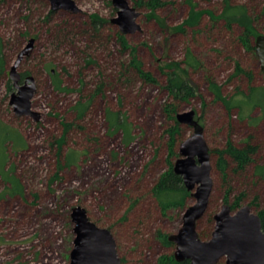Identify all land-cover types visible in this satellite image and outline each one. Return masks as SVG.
<instances>
[{
  "label": "rangeland",
  "instance_id": "1",
  "mask_svg": "<svg viewBox=\"0 0 264 264\" xmlns=\"http://www.w3.org/2000/svg\"><path fill=\"white\" fill-rule=\"evenodd\" d=\"M74 1L79 11L51 10L48 0H0L5 62L0 74V125H6L0 127V163L4 160L0 168V264H68L75 206L85 208L91 221L111 231L120 264H178L175 244L162 237L178 232L185 209L195 199L190 195L184 208L162 210L152 194L156 180L168 167L167 130L178 112L189 109L195 110L203 128L213 186L208 214L196 225L201 240H209L214 215L236 196L243 193L240 204L249 205L254 213L263 208L264 178L255 168L264 164V108L255 106L241 116L237 107L228 109L210 89L213 80L230 99L238 91L248 92L249 86L262 87L252 97L264 101L259 58L255 48L246 49L239 42V26L227 29L223 21L213 22L207 14L198 26L173 32L171 28L187 17L188 0H160L153 16L146 0H128L139 12V29L125 36L143 68L157 79L146 82L128 67V52L117 42L119 30L110 21L117 16V8L111 0ZM192 1L197 9L215 14L223 7L222 0ZM232 1L247 7L256 36L264 35V0ZM90 15L105 22L96 32L86 33ZM60 29L66 36L55 40ZM256 36L251 42L254 47ZM31 37L35 38L32 52L18 70L22 77L29 74L34 79L31 108L39 114L37 119L15 113L10 99L16 89L8 77ZM188 50L198 60L187 72L196 93L176 104L172 118L166 111L170 98L163 87L167 71L163 67L171 61L183 63ZM237 62L252 73L251 80L234 75ZM79 103L86 105L80 117ZM109 112L126 119L130 137L111 125ZM63 123L71 124L66 132ZM179 127L173 163L179 157L180 143L193 132L185 124ZM63 134L64 142L58 145L56 139ZM229 141L238 146L250 143L257 150L253 163L242 173H234L229 161L228 182H224L217 157ZM228 188V202H224ZM168 257L174 262H168ZM224 262V258L219 261Z\"/></svg>",
  "mask_w": 264,
  "mask_h": 264
},
{
  "label": "water",
  "instance_id": "2",
  "mask_svg": "<svg viewBox=\"0 0 264 264\" xmlns=\"http://www.w3.org/2000/svg\"><path fill=\"white\" fill-rule=\"evenodd\" d=\"M48 1L54 11H79L74 0ZM111 2L117 8V16L110 21L117 26L120 33L131 34L139 29L136 22L139 12L128 0ZM34 42L33 37L27 40L10 67L8 77L16 89L10 99L15 113L31 115L37 119L39 114L31 108V99L36 91L34 79L27 75L21 81V73L18 70L21 61L30 56ZM255 53L264 73L263 34L255 37ZM195 115L193 109L176 114V121L192 127L193 132L180 143L179 157L173 164V171L182 177L185 188L191 192L195 202L185 209L182 226L178 232L168 236V240L175 244L174 259L178 264L185 260H189L190 264H218L223 258L224 264H264V231L261 218L252 212L249 205H243L233 211L230 204L223 203L213 217L214 230L209 240L203 241L198 236L196 224L208 208L213 180L209 148L203 128ZM71 218L74 224V239L68 264H120L115 240L109 229L91 221L82 206L72 208Z\"/></svg>",
  "mask_w": 264,
  "mask_h": 264
},
{
  "label": "trees",
  "instance_id": "3",
  "mask_svg": "<svg viewBox=\"0 0 264 264\" xmlns=\"http://www.w3.org/2000/svg\"><path fill=\"white\" fill-rule=\"evenodd\" d=\"M189 3V11L187 17L183 20V22L177 26L172 27L173 32H182L185 31L186 28H194L198 26L205 14L212 18L213 22L221 20L224 22V27L227 29H232L235 25L241 28L240 34L238 36L239 42L246 48L254 50V46L251 43L252 38L256 36V28L254 26V18L252 14L248 11L247 7L244 4L235 3L232 0H222V10L219 14H215L212 10L209 9H197V5L192 0H188ZM160 4V0H146L145 5L150 10L149 16L154 15V10ZM50 13L52 11L50 10ZM105 22L97 15H90V21L86 26V33L96 32L99 29V25ZM65 31L62 29L58 30L54 36V39H61L65 37ZM117 42L121 46L124 53L128 52L129 55V63L128 67L132 69L141 79L146 82L156 83L157 79L148 71H146L142 62L138 59L136 55V49L131 47L128 44L127 38L124 34L119 31L116 33ZM2 39L0 37V74L3 72L4 59L2 54ZM130 49V50H129ZM127 50V52H126ZM183 64L185 66H183ZM198 64V60L192 55V53L188 50L185 61H171L165 64L166 78L163 84L164 89L167 91L168 96L170 98V102L166 105V111L168 112L170 117H174V113L176 112V104L179 102H187L190 99L195 97V88L187 79L188 67H194ZM47 67L51 66L50 63L46 65ZM27 74V73H26ZM244 75L249 80L252 79V73L243 67L237 62L235 65L234 75ZM56 82V87L59 86V81ZM264 87V86H263ZM8 88L11 89L12 86L9 84ZM262 87H254L249 86L248 92H240L238 91L236 95H233L230 99H226L225 96L221 93V88L217 85L213 80H210V89L215 93L216 98L222 100L225 106L228 109H232L237 107L239 109L240 115H247L249 111H251L255 106H260L264 108L263 100H253V95L256 91H258ZM86 105L79 103L76 106L78 111V116H82ZM175 118V117H174ZM108 119L111 122L112 126H115L117 129L120 128L125 131L127 137H130L131 134V125L128 124L126 119L123 117L120 119L118 112H109ZM174 123L168 128L167 132L170 135V141L168 142V167L167 170L162 173L158 179L156 180L153 188L152 194L154 195L158 205L162 210L168 208H184L186 204L187 198L190 196V192L185 188L182 177L175 174L173 171V159L177 157L175 153L177 137L180 133L179 123L176 120H173ZM64 131L66 132L68 128L71 126L70 123H63ZM6 125H0V127ZM64 135V134H63ZM56 139V143L60 145L64 142L65 135ZM257 147L250 143H246L243 146H238L230 141L226 144V147L223 150L218 152L217 157V169L220 171L222 180L224 182H228L229 175V161L234 164L233 171L234 173H242L246 171V168L253 163L254 155L256 154ZM74 154L71 155V159H74ZM5 159V156L4 158ZM4 165V160L0 163V168L2 169ZM255 173L260 177L264 178V164L257 165L255 168ZM5 175V174H4ZM7 179L11 180L10 176H6ZM10 189V188H9ZM14 189V187H13ZM243 194V193H242ZM240 194L236 196L234 202L230 205L231 209L235 211L240 208L242 205L240 204V200L243 198V195ZM229 188L226 190L223 199L224 202H228ZM209 206V205H208ZM207 210L204 215H207ZM261 218L262 230L264 231V207L256 212ZM163 241L168 239L165 236L162 237ZM165 239V240H164ZM169 241V240H168ZM170 242V241H169ZM167 260V257L166 259ZM174 262L172 257H168V262ZM181 264H190L189 260L183 261ZM221 264V263H218Z\"/></svg>",
  "mask_w": 264,
  "mask_h": 264
},
{
  "label": "flooded vegetation",
  "instance_id": "4",
  "mask_svg": "<svg viewBox=\"0 0 264 264\" xmlns=\"http://www.w3.org/2000/svg\"><path fill=\"white\" fill-rule=\"evenodd\" d=\"M28 75H29V74H28ZM25 76H27V75H25ZM25 76L22 77V75H21V81L24 80V77H25ZM197 222H198V221H197ZM196 225H197V224H196Z\"/></svg>",
  "mask_w": 264,
  "mask_h": 264
}]
</instances>
